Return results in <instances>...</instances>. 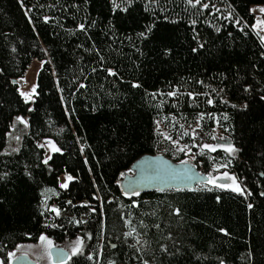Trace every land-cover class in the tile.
<instances>
[{"label": "trees", "instance_id": "trees-1", "mask_svg": "<svg viewBox=\"0 0 264 264\" xmlns=\"http://www.w3.org/2000/svg\"><path fill=\"white\" fill-rule=\"evenodd\" d=\"M230 3L251 25L254 15L248 8L264 0ZM110 9V0H0V174L8 173L0 180V257L7 263V252L18 244L36 243L39 234L46 232L55 242L78 235L86 240L84 253L73 256L68 264H108L110 260L143 264L144 259L149 264H219L220 259L226 264H264V196L260 195L264 192V56L260 55L264 48L258 38L250 28L245 27L249 34L244 35L233 20L221 19L211 9L192 7L185 0L154 4L134 0L127 12ZM230 10L221 12L227 17L225 12ZM45 16L50 20L45 22ZM191 19L197 23L192 25ZM79 23L90 26L87 32L76 28ZM148 25H153L152 31L138 36ZM214 26H221V31ZM199 42L204 47L192 51ZM165 48L171 49L167 56ZM34 60L45 62L36 77L40 95L26 105L16 91L18 83L12 81H18ZM107 68L117 74L110 76ZM133 81L142 87L132 88ZM80 83L86 87H79ZM244 84L252 88L245 92ZM175 86L183 95L152 98L146 94L157 89L167 93ZM213 88L224 89L221 95L230 103H221ZM189 91L211 93L216 102L207 104V95L193 102ZM245 103L247 108L242 107ZM200 112L211 114L205 116L201 134L209 133L204 135L208 137L218 126L239 149L234 156L223 149L201 155L191 136L178 131L180 124L194 127ZM223 113H228L229 120H223ZM16 115L27 117L30 127L22 134L20 151L5 153L6 133ZM158 120L173 139L192 147L195 165L202 172H209L214 162L230 160L227 170L252 195L245 199L231 190L212 186L208 191L200 185L124 195L116 182L121 181L119 173L141 156L162 154L175 162L187 157L183 152L174 154L171 142L158 134ZM45 137L63 149L50 153L51 168L41 165L46 149L37 146ZM26 165L31 177L26 175ZM65 170L78 178L68 189H59L56 177ZM45 186L57 188L60 195L53 194L49 201L64 210L60 217L45 216L63 227L43 226L45 217L38 205ZM249 203L253 208L247 207ZM73 217L85 222L69 223ZM133 227L136 232L125 237ZM220 228L228 234L219 232Z\"/></svg>", "mask_w": 264, "mask_h": 264}, {"label": "snow or ice", "instance_id": "snow-or-ice-1", "mask_svg": "<svg viewBox=\"0 0 264 264\" xmlns=\"http://www.w3.org/2000/svg\"><path fill=\"white\" fill-rule=\"evenodd\" d=\"M22 2V0H21ZM85 2L87 3V0H85ZM151 3H156V0H150ZM185 2L188 5H191L192 7H197L199 6V8L201 10L204 9H211V11L219 13L220 14V18L221 19H231L234 21L235 25L239 28V30L244 33V35H248L249 33L245 31V27H248L252 30V32L255 34V36L258 38L259 43L261 45L262 48H264V4H258L255 5L253 7L248 8V12L253 14L255 19L254 22L251 25H248L247 21H244L242 17H239L236 13H235V7L229 2L224 4V8L227 9H231L230 11L227 12V17L224 16V13L221 12V9L219 7H217L216 4L211 3V0H207V2H202V0H185ZM134 3V0H110V5H111V12L115 13L117 10L123 11V12H127L129 10V7ZM75 8H79V5H72ZM147 7V6H146ZM165 9H161V11H164ZM44 21L47 22L50 20V17L45 16L43 17ZM165 19H168V17L166 16ZM96 21H92V24H95ZM189 23H191L192 25H195L197 23L196 19H191L189 21ZM206 23H211L210 21H206ZM90 26H86L85 23H79L76 25V28L87 32V28ZM215 27V31L216 32H220L221 31V26H214ZM153 25H148L146 26V30L142 31L140 33H138L137 35L140 37H146L148 35V33H150L152 31ZM229 35H231V33H229ZM194 39L198 38V34L195 35L193 37ZM80 47H83V45H80ZM204 47V43L203 42H199L198 43V47L197 48H193L192 51H197L198 49H202ZM13 51H15V47H13L12 49ZM46 51V50H45ZM88 51H90V49H88ZM98 51V50H97ZM171 53V49L170 48H165L164 49V55H169ZM261 56H264V51L260 52ZM101 60H103V56L100 57ZM45 62L44 61H40V65L43 66ZM50 63V61H49ZM101 67H103V65L101 64ZM106 72L110 75V76H114L116 75V71L113 68H107L105 69ZM0 71H2V69H0ZM93 72L96 71L95 68L92 69ZM53 75H55V73L53 72ZM223 76V74H221ZM20 81H24L25 83H27V79L24 76H21L19 78ZM13 84H17L19 83V81L17 80H13L12 81ZM196 83L203 85L204 81L203 80H198L196 81ZM131 86L132 88H140L142 87V85L139 83V81H133L131 82ZM57 87L59 88V80L57 79ZM79 87L83 88L86 87V85H84L83 83L79 84ZM207 87H211L210 85ZM38 88L39 85L37 83H32L30 85V87L27 90L21 89V88H17L16 91L19 93V96L23 99L24 103L26 105H28L30 102H33L36 100V98L40 95V93L38 92ZM252 88V85L250 84H244L243 85V91L248 92L250 89ZM60 91L62 92L63 90L60 89ZM213 92L216 93L217 96L220 97V102L221 103H230V101H227L224 99V97L221 95V93L224 92V89H219L217 90L216 88L212 89ZM147 95H150L152 98L157 97L158 95L163 96L166 95L168 97H178L183 95V93H181L179 91V86H175L172 88V90L168 91L167 93H163L161 90L157 89L155 92L152 93H146ZM201 95H207V99H206V103L209 105L214 104L216 101L212 98L211 93H197L195 91H189L187 92V96L192 99L193 102H195L196 98L198 96ZM64 97L61 96V100H63ZM261 99H264V97H261ZM163 103V101H161V104ZM233 107H236L235 104L232 105ZM242 107L247 108L248 105L247 103H245L244 105H242ZM29 112L34 111V108L32 107H28L27 109ZM93 111H96L97 108L96 106H93L92 108ZM211 116V114L208 113H204V112H200L196 114L195 117V126L192 127L191 125L189 126H185L184 124H180L179 125V130L180 132H182V136H191L192 138V143L199 148L201 155H208L209 153L212 152H216L217 149H223L229 156H234L239 149L235 146V144L228 142V143H207V142H202L199 144H196V138L200 137L201 140H203V136L204 135H209V133H204L203 135H201L202 129H203V120L205 118V116ZM223 120L227 121L229 120V115L228 113H223ZM215 118V117H212ZM165 120L168 119V117H164ZM172 120L175 121L176 117L173 116ZM157 125V132L158 134L162 135L165 139H167L168 141L171 142V144L174 146L175 148V152L176 153H180L183 152L185 154L187 153H191L192 152V147L189 146V144H181L180 143V139H173V137L171 135H169L167 132H160V121H156L155 122ZM216 123L219 125L220 124V120L216 119ZM18 124H22L24 126V129H22L21 131H26L29 127V119L27 117H25L24 115H16L12 121V123L9 125L10 129L12 130H16L17 129V125ZM173 128L176 127V124L173 123L171 125ZM201 130V131H197V130ZM6 135L10 138V139H15L17 142H19L22 139L21 135H13L12 131H9L8 133H6ZM211 138L213 140H224L225 137L223 136H216L214 134L211 135ZM79 137H77V140L79 141ZM37 146L41 149L47 148L50 149L51 153H61L63 151V149L55 142V140L49 138V137H45L44 141H37ZM85 148L84 144L80 145V151L81 153H83ZM8 149H5V152H7ZM12 151L14 152H19L20 148L19 146H17L16 148H13ZM210 159H212V157H209ZM53 159L52 155H50L49 153H45L43 155V158L41 159V165H46L49 168H51V164L50 161ZM196 156L192 155L188 158L189 161L191 160H195ZM87 158L85 157V163H87ZM181 164L186 163V161H181ZM231 161L228 160L226 163H213L212 168L215 171H209L206 173L205 177L203 178V181H206V183H204V187L206 190L211 191L212 188L209 187V185H212L214 187H218L220 189H227V190H231L234 193H238L240 195H243L245 197V199L252 195L251 191L247 189L246 186H242L241 182L239 181L238 177L236 176L235 173L229 172V171H223V172H219L218 170L223 168V169H227L230 165ZM37 167H40V165H37ZM25 171H26V175H28L29 177L32 176V173L30 171L27 170V165L25 166ZM89 171H91V169H89ZM135 169L134 168H127L126 172H120L119 175L121 177L125 176L126 174H132L134 173ZM144 169H141V172L143 173ZM172 176L173 178H180L178 176V174H176L175 172H170L166 169H160L157 168L155 170H153L151 172V174L147 177L148 179H163L165 176ZM261 175H264V173H261ZM8 176V173L5 172L3 174H0V180L4 179L5 177ZM78 177L74 176L71 172H68L67 170H65L63 172L62 176H58L56 177L57 182H58V187L59 189H68L70 186V183L73 182L74 180H76ZM184 178L190 179L191 178V174L188 170L185 171L184 173ZM202 181V182H203ZM220 181H224V182H220ZM230 181V182H229ZM118 184L120 183V180L116 181ZM139 182L138 177L136 176H130L129 178V184L133 185V184H137ZM52 193L56 196L60 195V192L57 191V188L55 187H48L45 186L43 188H41L40 190V196H41V200L40 203L38 205V209L40 211V215L42 217H45L44 220V227H63V225H57L55 223H52L49 221L48 217L45 216V213H51L54 214L55 217H60L62 215V212L64 211L61 207H59L57 204L55 203H49V200L51 199V196H49L48 194ZM139 195V191L136 188H130L128 190L124 191V195L126 196H131V195ZM261 196H264V192L260 193ZM96 198L99 200L100 197L96 196ZM221 199L220 196L216 197V200L219 201ZM66 203L68 205H73L72 200H68L66 201ZM83 204H88V201H82ZM132 205H136L138 206V202L136 200H132ZM247 207L249 209L253 208V205L251 203L247 204ZM93 212L96 211V208H92L91 209ZM174 211L179 214L180 213V209L176 208L174 209ZM76 223V224H81L84 223L85 221L82 220H76L74 217L72 220L69 221V223ZM126 223H131L130 220H126ZM141 223H143V221H141ZM156 227L158 228L159 225H156ZM219 232L222 233H227V229L225 228H220L218 229ZM136 232V229L133 227L131 229V231L129 232H125L124 236L125 237H129L132 236L134 233ZM25 235L30 236L31 233H26ZM88 238L91 239V233L87 234ZM84 238L77 236L75 243L72 245L71 247V251L68 252L66 251L64 248H59L57 247L52 238L46 233V232H41L38 236V244L42 246L43 248V252L44 254L47 256V259L49 261V264H67V261L71 260L73 256L76 255H80L83 252V248H84ZM137 242L139 243V235L137 234ZM113 248L116 247L115 244L111 245ZM17 248H23L25 247V245L23 244H18L16 246ZM27 248H33L34 245H27ZM161 248L167 252V248L164 245H161ZM177 251H179V249H177ZM169 255H173L172 253H169ZM27 256V252H24L20 257H17L16 253L14 251H9L7 252V264H12V262L14 260H22L24 257ZM252 256V251L249 250L248 252V257L250 258ZM89 259H92L93 256L92 254L88 255ZM0 264H6L5 259L3 257H0ZM108 264H116L115 260H110L108 262ZM143 264H149V260L144 259L143 260ZM219 264H226V262L223 259L219 260Z\"/></svg>", "mask_w": 264, "mask_h": 264}, {"label": "water", "instance_id": "water-1", "mask_svg": "<svg viewBox=\"0 0 264 264\" xmlns=\"http://www.w3.org/2000/svg\"><path fill=\"white\" fill-rule=\"evenodd\" d=\"M130 168L135 169L134 173L126 174L120 181V187L123 193L125 190L130 188L138 189L139 193L156 190L165 191L169 189H192L195 186L206 182L203 181L206 173L202 172L197 166L190 162H186L184 164L175 162L162 154H148L141 156L131 165ZM142 168L144 169L143 173L141 172ZM157 168L175 172L180 178H173L169 175L165 176L163 179H148L147 177L151 174V172ZM186 170H188L191 174L190 179L184 178ZM133 175L138 177L139 182L137 184L130 185L129 178ZM23 260L32 264L27 257H24ZM13 264H15V262H13Z\"/></svg>", "mask_w": 264, "mask_h": 264}, {"label": "rangeland", "instance_id": "rangeland-1", "mask_svg": "<svg viewBox=\"0 0 264 264\" xmlns=\"http://www.w3.org/2000/svg\"><path fill=\"white\" fill-rule=\"evenodd\" d=\"M202 2H207V0H202ZM211 3L216 4L217 7H219L221 9V11H226V9H227V8H224V3L221 0H211ZM255 5H258V4L251 5V7H253ZM225 13H227V12H225ZM254 19H255V17H254ZM40 67H41L40 61L34 60L33 62H31V64L29 65L28 69L26 70V72L23 75L24 77H26L27 83H25L24 81H20L18 79L19 88L27 90L32 83H36V77H37V73H38V70L40 69ZM29 104L31 105L32 102H30ZM22 129H24V126L22 124H18L16 130L10 129L9 131H12L13 135H21L22 136V134L24 132V131H21ZM160 130L162 132H167L166 129L164 128V126L162 125V123H160ZM212 134H214V135H216L218 137L223 136V137H225V139L224 140H213L211 138ZM211 135L208 136V137L203 136V140H201L200 137H197L198 143H202V142H207V143H228V142H231L232 143V141L225 134L222 133L221 129L218 128V126H216L213 129V132L211 133ZM20 141L17 142L15 139H10L7 136L6 148L8 149V151L5 152V153H14V151H12V149L16 148L17 146H20ZM45 149H46L47 153H49V154L51 153L50 149H47V148H45ZM192 155H193L192 153H187V157L185 159H183V161L190 162L193 165H195V162H194L195 160H191V161L188 160V158L190 156H192ZM210 171H214L213 168ZM218 171L219 172H223V171H228V170L221 168ZM214 174H215V171H214ZM123 177H121V179ZM220 182H224V181H220ZM200 186L204 187V183L200 184ZM209 187H212V185H209ZM48 195L52 197L53 194L49 193ZM49 203H50V201H49ZM76 238H77V236H75L72 239L63 240L62 242L58 243L59 244L58 246H61L62 248H64L68 252H70L72 245L76 241ZM53 242L56 245V242L55 241H53ZM83 243H84V248H83V252L82 253H84L85 247H86V240L85 239H84ZM23 245H25V247H23V248H17L16 247V249L14 250V252L16 253L17 256L18 255H22L24 252H27V256L26 257L31 259L34 264H49L47 256L44 254L42 246L38 244V241L36 243H27V244H23ZM27 245H34V247L33 248H27L26 247Z\"/></svg>", "mask_w": 264, "mask_h": 264}, {"label": "flooded vegetation", "instance_id": "flooded-vegetation-1", "mask_svg": "<svg viewBox=\"0 0 264 264\" xmlns=\"http://www.w3.org/2000/svg\"><path fill=\"white\" fill-rule=\"evenodd\" d=\"M59 242H56V246L57 247H60V248H62L61 246H58L59 244H58ZM21 255H18L17 257H20ZM28 258V257H27ZM24 259V258H23ZM14 260L13 262H15V264H29V262H27V261H25V260ZM29 259V258H28ZM30 261H31V263L32 264H34L33 262H32V260L31 259H29ZM13 262H12V264H13ZM70 262V260L69 261H67V264ZM7 264V263H6Z\"/></svg>", "mask_w": 264, "mask_h": 264}]
</instances>
